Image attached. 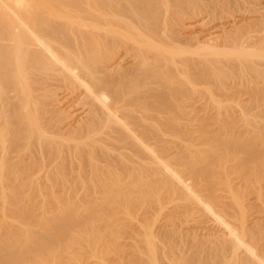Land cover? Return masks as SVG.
Wrapping results in <instances>:
<instances>
[{"label": "bare ground", "instance_id": "1", "mask_svg": "<svg viewBox=\"0 0 264 264\" xmlns=\"http://www.w3.org/2000/svg\"><path fill=\"white\" fill-rule=\"evenodd\" d=\"M262 5L0 0V264H264Z\"/></svg>", "mask_w": 264, "mask_h": 264}, {"label": "rangeland", "instance_id": "2", "mask_svg": "<svg viewBox=\"0 0 264 264\" xmlns=\"http://www.w3.org/2000/svg\"><path fill=\"white\" fill-rule=\"evenodd\" d=\"M264 0H262V6L261 7H264V2H263ZM244 13H246L247 15H248V12H244ZM202 15H204V14H202ZM202 15H200L201 17H202ZM200 16H198V18H196V19H193L191 22L192 23H195L196 22V20H198L199 18H201ZM205 16V15H204ZM208 18H206V20H208V22H206L207 23V25H206V27L205 28H203V29H205V30H210L211 32L212 31H217V30H219L218 28V26L220 25L219 23V20H218V18L216 19V21H215V19L213 18V17H211V16H207ZM211 17V18H210ZM209 18L211 19V20H209ZM194 20H195V22H194ZM189 21V20H188ZM215 22V23H214ZM218 27V28H217ZM198 29V28H197ZM202 29V30H203ZM202 30H200V29H198V30H195V32H203ZM204 30V31H205ZM188 32V31H187ZM190 32V31H189ZM195 35L197 34V33H194ZM197 36V35H196ZM241 87L242 88H245V86L243 85V86H240V89H241ZM242 90V89H241ZM219 94V96L221 95L222 96V94L224 95V93H222V91H219L218 92ZM246 97H244L243 99H245ZM231 100H232V98H231ZM226 101L225 103H224V105H231L232 104V101ZM245 105V106H244ZM252 105V103L250 102V101H248V103H247V101H244L243 103H242V107H240L239 109H240V111H243L245 108H248L249 106H251ZM245 107V108H244ZM253 107V109L255 108V110H254V112L255 111H257L256 113H259L258 111L260 110V113H263L264 114V105H261V106H256L255 107V105H253L252 106ZM87 255V254H86ZM89 255H87L86 257H88ZM73 262H71V263H69V264H72ZM86 263L87 264H99V261H98V259H96V258H89L87 261H86ZM14 264H17V263H14ZM84 264H85V262H84Z\"/></svg>", "mask_w": 264, "mask_h": 264}]
</instances>
